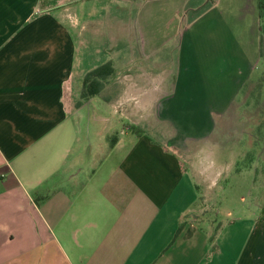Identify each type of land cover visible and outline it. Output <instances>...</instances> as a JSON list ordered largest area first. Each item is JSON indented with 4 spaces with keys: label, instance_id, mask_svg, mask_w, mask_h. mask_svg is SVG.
Here are the masks:
<instances>
[{
    "label": "crops",
    "instance_id": "obj_1",
    "mask_svg": "<svg viewBox=\"0 0 264 264\" xmlns=\"http://www.w3.org/2000/svg\"><path fill=\"white\" fill-rule=\"evenodd\" d=\"M74 1L80 0H0V264H232L228 249L234 233L229 231L220 247L210 231L191 219L197 215L190 205L196 197L193 187L202 184L210 190L215 184L195 170L199 150L191 144L209 136L222 115H230L231 104L251 78L262 35L255 15L258 0H235L242 6L245 2L252 18L241 50H247L248 60L236 84H226L230 92L214 76L217 55L229 52L227 37L216 33L198 37L199 15H187L181 30L184 46L179 47L183 54L171 85L167 77L155 81L150 67L138 60H131L121 75L107 61L113 69L110 80L105 85L102 80L99 91L77 106L84 74L74 70L77 36L70 31L69 13ZM187 1L162 7L138 1L139 14L129 21L138 31L142 59L162 56L157 50L174 34L161 31L169 11L180 13L185 7H191L186 14L197 11L198 6H188ZM221 1L205 0L207 9ZM113 6L120 12L119 5ZM114 11L86 20L108 28L106 33L113 38L126 28L124 16ZM210 63L212 77L201 70ZM181 68L197 75L180 76ZM103 88L115 94L105 103L131 123L172 121L178 127L158 131L159 139L140 129H124L93 171L81 177L76 158L83 146L90 148L88 133L103 138L108 130L89 132L87 124L77 138L74 122ZM186 141L191 146L181 145ZM178 160L184 163V173ZM73 179L83 185L70 195L65 186ZM43 181L59 189L36 205L31 191ZM256 233L264 235L258 216L237 246L233 264H264V241L258 244Z\"/></svg>",
    "mask_w": 264,
    "mask_h": 264
},
{
    "label": "rangeland",
    "instance_id": "obj_2",
    "mask_svg": "<svg viewBox=\"0 0 264 264\" xmlns=\"http://www.w3.org/2000/svg\"><path fill=\"white\" fill-rule=\"evenodd\" d=\"M133 1L134 3L137 1L136 6ZM138 1L141 0H128L127 2L126 0H108V2L80 0L71 4L69 13L72 16L70 21L73 27L70 31L77 36L75 72L78 71L77 73L80 72L83 75L96 66L111 61L118 70H116V75H121L125 71L124 67L130 64L131 60H138L137 63L150 67L155 81L161 76L167 77L169 85H171L176 79L179 55L183 54V50L179 49L180 46H184V41H181V30L188 21L187 15L189 18L199 15L197 19L200 18V21L195 28L198 37L206 38V35L212 33L224 34L227 37L225 42L230 44L229 52L223 57L217 55L215 59L216 72L214 76L216 81H224L225 88L227 83L230 84L229 82L232 85L236 84L240 77V70L244 69L245 61L248 60L247 50L241 51L244 48V39L247 38L246 33L247 30H250L252 18L249 11L247 10L248 13H246L244 9L245 2L241 1L242 6L235 0H222L219 6L211 10L207 9L208 3L206 4L205 0H188L186 2L188 6H198L196 7L197 11L186 14V9H191V7H185L184 10L181 9L180 13L169 11L165 16L162 34L168 36H171L173 32L174 34L157 50V53L162 56L142 59L138 53L142 48L141 41H137L138 31L129 21L130 18L137 17L139 14ZM179 1L181 0H148L150 4H154L153 6L160 5V7L163 4H180ZM196 1L197 3H195ZM97 2L100 3L97 4ZM115 4L121 7L120 12L114 11L116 9L113 5ZM134 6L135 9H133ZM113 11L117 16L119 14L124 16V27H126L115 33L113 38H110L106 33L108 28L101 24L89 23L86 20L97 15L99 17L103 12L106 14ZM255 15L258 22L257 31L264 38V0H258ZM173 19L174 22H171ZM82 24L84 27L80 28ZM129 25H131L130 28H128ZM94 27H97L98 31H95ZM228 35L232 38L231 41ZM145 48H148V45ZM131 51L134 57L130 53ZM249 51H251L250 48ZM183 58L181 57V61ZM181 65L183 64L181 63ZM211 66V63L201 66L203 75L207 74L212 77ZM195 73L180 69V76L184 74L192 77ZM73 76H76V73ZM110 76H107L106 80L104 79V85L107 80H110ZM250 76L251 78L241 88L239 98L231 104L230 115H222V118L213 122V132L209 136L192 141L191 144L193 149L199 150V153L196 154L197 157L193 160L195 170L202 172L201 175L207 181L215 183L210 190H206L202 184L198 189L193 187L196 197L190 205L193 206V210L197 211V215L191 219L196 221L192 220L197 227L210 231L213 240L220 247L223 246L222 242L228 238V232L234 233L233 236L231 235L232 242L230 241L228 249L233 262L237 246L244 241L246 231L249 232L255 217L261 218L264 213V59L262 57L259 56ZM232 85L231 91L234 90ZM226 90L230 92V85ZM75 91L74 87L73 92ZM100 91V94L92 97L79 111L81 117L74 122L77 138L85 133L87 124L89 125L87 126L88 131L90 128L104 132L105 129L108 130L103 138H96L88 133L90 148L83 146L84 150L76 158V163H79L77 173L81 177L97 164L99 157L104 152L108 143L105 135L111 137L118 135L124 129L134 131L135 128H138L145 134L153 135L159 139L158 131L168 133L178 127L172 121L163 122L162 124L165 126L154 124L150 120L134 121L133 124L126 116L113 113L112 106L105 103L104 99H111L115 94L110 93L111 90L109 91L107 88ZM168 91H171V88ZM81 101L83 99H77L75 105H79ZM142 114L140 113V115ZM87 115L89 121L85 120ZM102 116L105 119L101 121L100 117ZM153 117H155L154 113ZM189 144L186 141L181 145ZM73 170L75 169L73 168ZM255 236H257L258 244L260 241H264L262 233H256ZM227 247L225 246V248Z\"/></svg>",
    "mask_w": 264,
    "mask_h": 264
},
{
    "label": "trees",
    "instance_id": "obj_3",
    "mask_svg": "<svg viewBox=\"0 0 264 264\" xmlns=\"http://www.w3.org/2000/svg\"><path fill=\"white\" fill-rule=\"evenodd\" d=\"M259 56L264 59V38L260 37L259 39ZM112 66L109 62H104L92 70L86 72L81 80V88L79 92V97L81 99H86L94 94H96L102 84V80H104L107 76L112 74ZM135 132H138L139 129L135 128ZM117 135L109 137L108 135H105V138L107 139L108 143L106 145L105 151L103 154L99 157L97 162H100L102 158L105 156V154L110 150L113 143L116 140ZM164 151L169 152L168 149H166L164 146H161ZM178 164L180 167V172L184 173L185 166L183 161L178 160ZM94 167L90 170L89 173L93 171ZM55 176H51V179ZM83 185V181H77L75 182L74 179L72 182L67 183L65 186L67 192L72 195L76 190L81 188ZM59 189V187L55 186L54 184L50 185L48 181H43L40 185L36 186L31 191V196L33 198V201L36 203V205L42 204L55 190ZM264 222V213L262 217L260 218Z\"/></svg>",
    "mask_w": 264,
    "mask_h": 264
}]
</instances>
